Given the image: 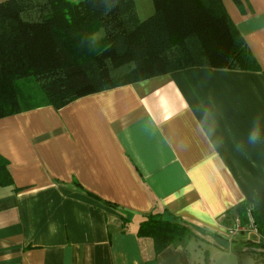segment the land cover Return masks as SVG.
I'll return each instance as SVG.
<instances>
[{
    "label": "crops",
    "instance_id": "1",
    "mask_svg": "<svg viewBox=\"0 0 264 264\" xmlns=\"http://www.w3.org/2000/svg\"><path fill=\"white\" fill-rule=\"evenodd\" d=\"M221 3L257 73L190 68L0 118V264H264V0ZM155 215L192 236L155 253L137 235Z\"/></svg>",
    "mask_w": 264,
    "mask_h": 264
},
{
    "label": "trees",
    "instance_id": "2",
    "mask_svg": "<svg viewBox=\"0 0 264 264\" xmlns=\"http://www.w3.org/2000/svg\"><path fill=\"white\" fill-rule=\"evenodd\" d=\"M134 0L0 2V118L72 101L190 68L260 71L221 0H151L141 20ZM0 158V185L8 182ZM240 225L258 219L234 208ZM139 238L155 253L192 236L170 215L149 216Z\"/></svg>",
    "mask_w": 264,
    "mask_h": 264
},
{
    "label": "built area",
    "instance_id": "3",
    "mask_svg": "<svg viewBox=\"0 0 264 264\" xmlns=\"http://www.w3.org/2000/svg\"><path fill=\"white\" fill-rule=\"evenodd\" d=\"M249 217H250V215H249ZM239 230H240V228L236 227V228H234V230H229L228 232L231 235V234H234L235 232L237 233Z\"/></svg>",
    "mask_w": 264,
    "mask_h": 264
},
{
    "label": "rangeland",
    "instance_id": "4",
    "mask_svg": "<svg viewBox=\"0 0 264 264\" xmlns=\"http://www.w3.org/2000/svg\"><path fill=\"white\" fill-rule=\"evenodd\" d=\"M70 1L76 2V1H79V0H70ZM250 218H251V216H250ZM200 244H202L203 249L207 247V244L206 243H203L202 242Z\"/></svg>",
    "mask_w": 264,
    "mask_h": 264
},
{
    "label": "clouds",
    "instance_id": "5",
    "mask_svg": "<svg viewBox=\"0 0 264 264\" xmlns=\"http://www.w3.org/2000/svg\"><path fill=\"white\" fill-rule=\"evenodd\" d=\"M256 138H257V137H256V134L254 133L250 139H251L252 141H255Z\"/></svg>",
    "mask_w": 264,
    "mask_h": 264
}]
</instances>
